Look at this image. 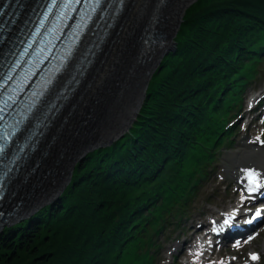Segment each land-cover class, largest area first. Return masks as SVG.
<instances>
[{
    "label": "trees",
    "instance_id": "obj_1",
    "mask_svg": "<svg viewBox=\"0 0 264 264\" xmlns=\"http://www.w3.org/2000/svg\"><path fill=\"white\" fill-rule=\"evenodd\" d=\"M262 39L264 0L188 6L129 132L78 162L53 204L2 229L0 264H150L147 223L186 206Z\"/></svg>",
    "mask_w": 264,
    "mask_h": 264
},
{
    "label": "bare ground",
    "instance_id": "obj_2",
    "mask_svg": "<svg viewBox=\"0 0 264 264\" xmlns=\"http://www.w3.org/2000/svg\"><path fill=\"white\" fill-rule=\"evenodd\" d=\"M154 1L125 0L81 81L47 125L39 141V149L45 142L49 143L47 153L36 171L45 172L48 167H52V170L47 177L37 181L34 174L31 184L35 182L38 187L29 200L32 205L54 198L65 180L73 156L78 158L89 146L117 133H124L139 98L138 93H141L144 72L151 67L158 53L171 44L175 22L190 5L188 0H167L159 9L157 26L165 32V43L149 52L146 57L150 58L141 64L133 51L125 53V48L127 40L140 31L143 20L152 11ZM139 79L140 83L136 85ZM132 95L133 99L130 98ZM126 106L131 107L127 109ZM121 109H125L123 114L119 113ZM90 131L94 136L81 139V135ZM241 161L264 164V152L245 150L236 162Z\"/></svg>",
    "mask_w": 264,
    "mask_h": 264
},
{
    "label": "water",
    "instance_id": "obj_3",
    "mask_svg": "<svg viewBox=\"0 0 264 264\" xmlns=\"http://www.w3.org/2000/svg\"><path fill=\"white\" fill-rule=\"evenodd\" d=\"M194 0H188V4L189 3H191V2H193ZM180 20H181V15L179 14V16H178V19L176 20V22H175V25H174V28H173V32L171 33L172 35L173 34H175L174 33V31H175V29L178 27V25H179V22H180ZM148 74V72H146V75ZM146 78H147V76H145L143 79H142V83H141V93H138L139 94V98H138V100L135 102V109H134V111H133V113L130 115V119L131 120H133V118H135V114L138 112V110L140 109V107H141V105H142V102H143V99H144V92H145V83H146ZM140 83V79H139V82H137V84L136 85H138ZM133 96L134 95H132V96H130V98L131 99H133ZM133 103V102H132ZM131 106H126V108L127 109H129ZM125 111V109H121V111L119 112V113H121V114H123V112ZM117 116H115V118H116ZM130 119H129V121H130ZM132 121H130V123H131ZM129 123V124H130ZM109 141H112L111 139H107L106 140V142L105 143H107V142H109ZM29 159H30V157H29ZM75 158H74V156L72 157V160H74ZM34 174L35 173H33V174H31L30 176H29V178L25 181V183L24 184H27V186H30L31 185V182H32V180H33V177H34ZM69 179H70V169L68 170V172H67V174H66V176H65V180L63 181V183H62V185H61V188L59 189V190H57L56 191V195H54V198L53 199H51V200H49L48 201V203L49 202H51V203H53L54 202V200H55V198L56 197H58L59 196V194L61 193V191H62V189L64 188V186L67 184V182L69 181ZM23 184V185H24ZM17 197V196H16ZM44 201V202H43ZM43 201H40L39 203H41V204H44L45 202H46V200H43ZM39 203H36V204H39ZM35 204V205H36ZM32 206V205H30L29 206V204H28V207H26V208H23V209H21L20 211H19V213H17V214H15V215H10L9 216V218H8V220L7 221H12V220H18V216H26V215H28L29 213H31V212H33V211H35L37 208H39L40 206L38 205V206ZM32 206V207H31ZM27 209L29 210V213H28V211H27ZM7 215H5L3 218H0V227H2V228H4V226H5V224H6V221L4 222V218L6 217Z\"/></svg>",
    "mask_w": 264,
    "mask_h": 264
},
{
    "label": "rangeland",
    "instance_id": "obj_4",
    "mask_svg": "<svg viewBox=\"0 0 264 264\" xmlns=\"http://www.w3.org/2000/svg\"><path fill=\"white\" fill-rule=\"evenodd\" d=\"M185 11V10H184ZM184 11H183V13H184ZM147 18V17H146ZM146 18H145V20H146ZM143 22H144V20H143ZM133 37V36H132ZM132 37H130L128 40H127V44L132 40ZM173 41V40H172ZM126 44V48H125V53H128V52H130L129 51V45L130 44H128L127 45ZM167 49V50H166ZM170 49H172V46H171V44L169 45V47H167V48H165L164 50H166L165 52H163L164 50H162V52H159L158 53V56L156 57V59L158 60V59H160L161 58V56L164 54V53H166L168 50H170ZM130 50H132V49H130ZM261 72H262V70H261ZM226 150V149H225ZM221 154L219 155L220 156V158L219 159H222V156H224L225 157V161L226 162H228L229 161V155H228V153H222V152H220ZM224 154V155H223ZM222 162H223V160H222ZM222 162H220V163H222ZM73 163H74V165H73ZM75 166H76V162H72L71 163V165H70V179H69V181L67 182V184L64 186V188L62 189V191H61V193L59 194V195H61L62 193H63V191L65 190V188L69 185V183L71 182V179H72V176H73V171L75 170L74 168H75ZM46 173H49V172H46ZM36 180H37V178H36ZM36 189V188H35ZM44 202V201H43ZM47 203V202H46ZM45 203V204H46ZM40 206V205H44V204H41V203H39V204H36L35 206ZM196 205H201V203L198 201V202H196V203H193V204H190V207H189V211H194L195 209V206ZM34 206V205H33ZM25 207V206H24ZM23 207V208H24ZM32 207V206H31ZM30 210V209H29ZM29 210L27 209V211H28V213H29ZM34 212V211H33ZM33 212H31V213H33ZM31 213H29L28 215H31ZM28 215H26V216H24V217H27ZM149 216V215H148ZM147 216V217H148ZM21 219H19L18 218V220H12V221H6V224H5V226L6 225H11V224H13V223H16V222H18V221H20ZM4 226V227H5ZM2 227H0V232L2 231ZM151 229H152V227H151ZM188 230H190V229H188L187 228V231ZM146 232V231H145ZM152 234V230H151V232L149 233V235H151ZM155 237H157V236H155Z\"/></svg>",
    "mask_w": 264,
    "mask_h": 264
},
{
    "label": "snow or ice",
    "instance_id": "obj_5",
    "mask_svg": "<svg viewBox=\"0 0 264 264\" xmlns=\"http://www.w3.org/2000/svg\"><path fill=\"white\" fill-rule=\"evenodd\" d=\"M249 177V189L250 192H256L260 189L262 186L261 181L257 178V174L254 171L248 172ZM261 214L260 210L258 209L256 212V216H259ZM227 223V221H225ZM252 259H257V256L255 254H252Z\"/></svg>",
    "mask_w": 264,
    "mask_h": 264
}]
</instances>
